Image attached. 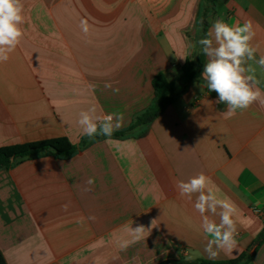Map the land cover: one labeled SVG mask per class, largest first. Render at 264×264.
Segmentation results:
<instances>
[{
  "label": "crops",
  "instance_id": "crops-1",
  "mask_svg": "<svg viewBox=\"0 0 264 264\" xmlns=\"http://www.w3.org/2000/svg\"><path fill=\"white\" fill-rule=\"evenodd\" d=\"M203 1L24 0L25 35L0 63V147L60 137L78 144L85 136L79 112L93 105L98 114L123 113L116 131L127 128L151 105L153 77L173 79L197 51ZM208 18L206 34L215 20L251 19L256 60L264 55V0H222ZM249 63L264 92V68ZM202 71L129 137L94 142L66 160L44 155L0 170L5 263H219L251 247L246 264H264V105L227 118ZM201 171L237 209L238 248L216 259L204 253L195 197L189 202L176 187ZM153 220L147 237L121 250L130 239L125 225Z\"/></svg>",
  "mask_w": 264,
  "mask_h": 264
},
{
  "label": "clouds",
  "instance_id": "clouds-1",
  "mask_svg": "<svg viewBox=\"0 0 264 264\" xmlns=\"http://www.w3.org/2000/svg\"><path fill=\"white\" fill-rule=\"evenodd\" d=\"M24 23V0H0V63L7 62L20 45L25 35ZM83 30L87 32V28ZM255 37L256 31L251 19L242 23L218 19L212 23L206 36L198 41L202 53L208 57L201 77L208 90L217 94L215 102L227 105V118L236 115L238 110H247L253 103L264 105V92L258 86L256 69L249 63L254 61L264 68V55L256 60L259 45L253 44ZM190 47L194 48L196 45ZM105 87L112 88V85L107 83ZM113 91L118 93L119 89ZM123 123V113L98 114L95 105L81 110L77 120L82 134L87 137L103 135L111 138ZM94 183L93 178L87 181L88 185ZM212 184V178L201 171L187 180L178 181L176 187L178 194L189 202H193L195 197L193 207L200 214L201 228L206 238L204 253L209 259H216L221 252L231 254L238 248L239 231L235 205L230 200L220 198ZM69 206L65 204L63 207L67 210ZM216 216L219 217V222L213 218ZM88 219L95 220V217ZM132 223L130 221L124 226L130 239L120 242L121 250L141 241L156 227L155 220L151 221L150 227L140 224L133 228ZM193 258L195 257H189Z\"/></svg>",
  "mask_w": 264,
  "mask_h": 264
},
{
  "label": "trees",
  "instance_id": "trees-1",
  "mask_svg": "<svg viewBox=\"0 0 264 264\" xmlns=\"http://www.w3.org/2000/svg\"><path fill=\"white\" fill-rule=\"evenodd\" d=\"M222 0H204L200 15L198 18V27L200 39L206 36V27L208 25L207 17L216 8L217 4ZM204 63V54L201 51L200 45L197 51L187 58L180 66L179 74L173 79H168L164 73L156 74L151 82L153 89V99L151 105L137 115L131 124L122 130L114 131L111 138L123 139L129 137L148 124H150L161 112L172 103L177 95L182 92L187 85L193 80L197 79L200 75ZM108 139L103 135H96L94 137L83 136L78 144L71 143L65 137L41 140L35 142H28L23 144H15L0 147V170L8 169L25 160L33 159L38 156H51L57 160H66L73 157L80 150L88 147L94 142ZM264 242V225L261 232L260 243ZM253 255V250L249 247L246 251L242 252L235 259L213 263L203 260H198L190 264H246L250 261ZM0 264H6L0 253ZM175 264V263H167ZM187 264V263H186Z\"/></svg>",
  "mask_w": 264,
  "mask_h": 264
},
{
  "label": "water",
  "instance_id": "water-1",
  "mask_svg": "<svg viewBox=\"0 0 264 264\" xmlns=\"http://www.w3.org/2000/svg\"><path fill=\"white\" fill-rule=\"evenodd\" d=\"M207 20H208V22L210 21V19H209V18H208Z\"/></svg>",
  "mask_w": 264,
  "mask_h": 264
},
{
  "label": "rangeland",
  "instance_id": "rangeland-1",
  "mask_svg": "<svg viewBox=\"0 0 264 264\" xmlns=\"http://www.w3.org/2000/svg\"><path fill=\"white\" fill-rule=\"evenodd\" d=\"M262 232V231H261Z\"/></svg>",
  "mask_w": 264,
  "mask_h": 264
}]
</instances>
